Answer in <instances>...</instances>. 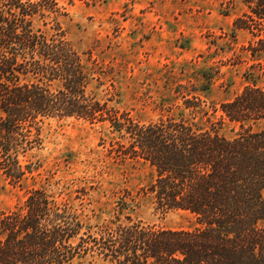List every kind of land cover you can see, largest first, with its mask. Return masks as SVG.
<instances>
[{
    "label": "trees",
    "instance_id": "obj_1",
    "mask_svg": "<svg viewBox=\"0 0 264 264\" xmlns=\"http://www.w3.org/2000/svg\"><path fill=\"white\" fill-rule=\"evenodd\" d=\"M241 2L233 27L249 33L250 68L262 75L264 0ZM61 15L58 0H0V172L22 184L37 171L30 157L43 148L51 119L106 123L100 143L108 154L147 164L152 172L141 191L164 212H188L195 225L157 228L132 218L127 189L111 216L90 223L85 186L62 189L56 181L53 189L48 182L0 212V264H70L86 256L103 264H264V128H256L264 121V89L249 76L220 104L216 120L193 96L182 102L188 116L141 123L90 88L102 67L67 40ZM35 19L51 23V31L35 28ZM226 121L238 125L232 137L219 132Z\"/></svg>",
    "mask_w": 264,
    "mask_h": 264
},
{
    "label": "rangeland",
    "instance_id": "obj_2",
    "mask_svg": "<svg viewBox=\"0 0 264 264\" xmlns=\"http://www.w3.org/2000/svg\"><path fill=\"white\" fill-rule=\"evenodd\" d=\"M66 15L57 21L67 40L81 53L91 51L102 67L90 88L100 99L137 121L147 123L167 115L188 116L184 98L206 102L213 120L219 106L232 99L254 78L264 89V74L250 68L253 60L245 47L249 33L234 29L243 9L241 0H58ZM51 24V23H50ZM49 24V25H50ZM34 27L51 31L35 19ZM86 58V55H83ZM100 77V78H99ZM202 115V114H201ZM208 126L204 116L198 118ZM219 132L232 137L238 125L226 121ZM256 128H264V121ZM106 123L83 119H51L44 126V144L30 159L37 171L22 184H13L0 172V212L19 206L28 191L39 185L55 189L85 186L89 222L112 215L122 190H129L135 205L132 218L157 228L182 229L195 225L183 210L164 212L141 188L151 168L141 162H121L100 143ZM64 186V187H63ZM91 214V215H90ZM70 264H103L89 256Z\"/></svg>",
    "mask_w": 264,
    "mask_h": 264
}]
</instances>
